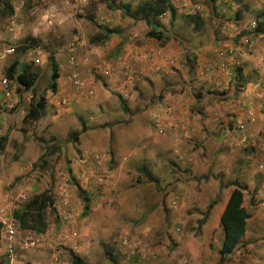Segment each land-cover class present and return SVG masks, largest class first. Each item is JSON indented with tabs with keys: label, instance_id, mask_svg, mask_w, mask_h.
Wrapping results in <instances>:
<instances>
[{
	"label": "rangeland",
	"instance_id": "rangeland-1",
	"mask_svg": "<svg viewBox=\"0 0 264 264\" xmlns=\"http://www.w3.org/2000/svg\"><path fill=\"white\" fill-rule=\"evenodd\" d=\"M113 1L133 10L148 0ZM170 3L171 22L157 17L169 39L159 42L103 0H0L10 8L0 12V218L15 227L16 264H71L69 250L109 264L104 248L119 264H264V36L252 31L264 0ZM188 13L201 17L198 28ZM100 26L116 33L96 42ZM27 37L37 46L16 49ZM13 58L38 76L20 93L7 81L4 96ZM31 91L46 103L25 122ZM48 140L58 147L46 153ZM67 161L89 197L84 214ZM234 185L249 217L220 261L219 214ZM47 189L44 231L20 228L12 212ZM27 238L35 245L23 247Z\"/></svg>",
	"mask_w": 264,
	"mask_h": 264
},
{
	"label": "trees",
	"instance_id": "trees-1",
	"mask_svg": "<svg viewBox=\"0 0 264 264\" xmlns=\"http://www.w3.org/2000/svg\"><path fill=\"white\" fill-rule=\"evenodd\" d=\"M109 7L118 9L124 15L130 17H137L141 19L144 24L148 27L146 31V35L154 40L159 42H165L169 39V35L164 32L161 28V24L157 20V17L164 14L165 12L169 15V21L174 18V7L170 3V0H148L143 1L135 6L133 10L130 9L129 4L118 2L114 4L113 0H103ZM214 1V0H211ZM7 7L8 11H10L9 6H2L0 8L1 13H5L3 11ZM238 16L236 13L234 17ZM184 18L187 22L192 23L193 28H198L201 17L197 14H185ZM88 19H92L91 16ZM253 33L260 34L264 36V20L258 19L255 20L254 27L252 28ZM99 35L96 38V42L102 41L107 35L116 33V31L112 28L107 27H99ZM25 43L17 47L19 51H26L29 48H34L37 46V40L34 38H25ZM187 60V59H186ZM47 61L50 67L49 73V88L51 91H55L56 88V79L58 78L57 65L53 59L52 54L47 56ZM4 75L6 81L4 82L1 92L4 96L8 95L9 88H7V81H14L18 86L15 89L18 93L21 90H28L33 85L35 79L37 78V72L32 69L28 64H23L19 66V62L17 58H13L7 67L4 70ZM4 79V80H5ZM63 102V101H62ZM46 101L42 95H35L33 91L29 95L27 108L25 113L23 114L21 120L22 121H35L40 117L41 110L43 109ZM123 104V103H121ZM16 108V106H14ZM14 108V109H15ZM121 108H124L121 105ZM14 109H11L13 111ZM85 127L82 125L79 130H73L69 133L71 140L76 141L78 138V134L81 131H84ZM6 132L0 136V150L4 147V143L6 141ZM57 142L54 140H48L45 142V150L48 153L50 150L57 149ZM41 155L38 160L41 164H45V160ZM68 161L65 166L66 173L71 180V182L75 185V187L80 191L79 194L82 196V214L85 213L88 206V194L80 188V185L75 180L74 175L71 173V168L68 165ZM32 166H36L37 162H33ZM49 207L52 211L53 200L51 198V194L49 190H43L40 193L34 194L30 198H28L25 202L22 203V206L12 212V217L17 221L18 226L22 229H29L31 231L42 232L45 228V223L43 219L44 210ZM249 217V212L246 210L243 205V196L241 192V188L237 185H234L233 188L229 191L224 206L219 214V225L222 232V237L220 240V245L218 249L219 260L222 261L225 257L231 253L236 245L241 242V239L245 232L246 219ZM1 228V222H0ZM70 254L71 264H84L71 250L68 251ZM103 253L106 256L109 264H119L117 262L116 257L112 255L111 251H108L106 248L103 249ZM3 261V258H2Z\"/></svg>",
	"mask_w": 264,
	"mask_h": 264
},
{
	"label": "built area",
	"instance_id": "built-area-1",
	"mask_svg": "<svg viewBox=\"0 0 264 264\" xmlns=\"http://www.w3.org/2000/svg\"><path fill=\"white\" fill-rule=\"evenodd\" d=\"M10 52L11 50H7ZM37 53H39V50H37ZM33 61L38 62V58L35 56L33 58ZM5 81V80H4ZM76 82V81H75ZM243 137L241 140L243 141ZM1 222V231L3 234V238L5 239L3 241V264H16L14 254H13V242L15 237V227L11 222H5L4 219L0 218ZM35 245V241L27 238L23 241V247L29 248Z\"/></svg>",
	"mask_w": 264,
	"mask_h": 264
},
{
	"label": "crops",
	"instance_id": "crops-1",
	"mask_svg": "<svg viewBox=\"0 0 264 264\" xmlns=\"http://www.w3.org/2000/svg\"><path fill=\"white\" fill-rule=\"evenodd\" d=\"M209 57H210V56H209ZM209 57H208V58H209Z\"/></svg>",
	"mask_w": 264,
	"mask_h": 264
}]
</instances>
